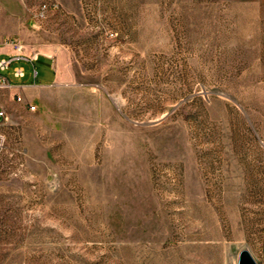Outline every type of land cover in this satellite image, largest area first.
I'll return each mask as SVG.
<instances>
[{
  "label": "rangeland",
  "instance_id": "obj_1",
  "mask_svg": "<svg viewBox=\"0 0 264 264\" xmlns=\"http://www.w3.org/2000/svg\"><path fill=\"white\" fill-rule=\"evenodd\" d=\"M22 3L0 264H264V0Z\"/></svg>",
  "mask_w": 264,
  "mask_h": 264
},
{
  "label": "crops",
  "instance_id": "obj_2",
  "mask_svg": "<svg viewBox=\"0 0 264 264\" xmlns=\"http://www.w3.org/2000/svg\"><path fill=\"white\" fill-rule=\"evenodd\" d=\"M29 22V10L27 5L22 3V0H0V40L5 38H14L18 39L23 44V53L27 56L26 59L15 60L18 64L14 67H23L25 71L24 77H16L13 73L14 78L17 79H26L21 82H13L8 76H3L7 78L11 83L12 87L9 88L16 93H25L29 95L32 87L50 85L56 79L55 69L53 71L52 79L48 78L45 74L40 78V73L37 70V76L31 75V65H34V60L39 59V54L30 55L33 53V48L28 44L25 32L22 31L23 26L27 27ZM13 53V48L11 46L0 47V60L7 58L10 59V55ZM35 54V53H34ZM37 56V58H36ZM46 58L51 59L47 55L43 54ZM14 62V61H13ZM28 65V66H27ZM54 65V63H53ZM35 66V65H34ZM29 69V70H28ZM2 76V75H1ZM3 108L0 104V109Z\"/></svg>",
  "mask_w": 264,
  "mask_h": 264
},
{
  "label": "built area",
  "instance_id": "obj_3",
  "mask_svg": "<svg viewBox=\"0 0 264 264\" xmlns=\"http://www.w3.org/2000/svg\"><path fill=\"white\" fill-rule=\"evenodd\" d=\"M45 8L46 5H44L43 7V10L41 12L42 15H44L45 13ZM5 46H11L13 48V53L10 55V59L4 58L0 60V70H6L8 65L15 60L18 61L27 58V56L23 53V49H24L23 44L18 39L5 38L3 40H0V47H5ZM14 75L16 77H24L25 76L24 68L23 67L15 68ZM34 76H37V69L35 66H34ZM12 86H13L12 83L7 78L0 75V88L9 89ZM17 100L23 101V98L21 96H17ZM27 107L29 110L36 109V106L31 103H28ZM5 119H6L5 111L3 108H1L0 109V153L5 150L8 143V136L3 128Z\"/></svg>",
  "mask_w": 264,
  "mask_h": 264
},
{
  "label": "water",
  "instance_id": "obj_4",
  "mask_svg": "<svg viewBox=\"0 0 264 264\" xmlns=\"http://www.w3.org/2000/svg\"><path fill=\"white\" fill-rule=\"evenodd\" d=\"M152 124V123H148ZM238 264H259L253 254L248 249L239 252Z\"/></svg>",
  "mask_w": 264,
  "mask_h": 264
}]
</instances>
